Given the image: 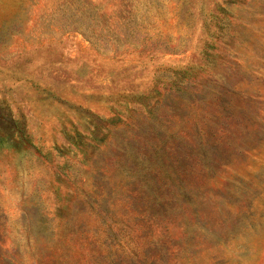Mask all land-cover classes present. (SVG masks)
Returning a JSON list of instances; mask_svg holds the SVG:
<instances>
[{
    "label": "rangeland",
    "instance_id": "374dc122",
    "mask_svg": "<svg viewBox=\"0 0 264 264\" xmlns=\"http://www.w3.org/2000/svg\"><path fill=\"white\" fill-rule=\"evenodd\" d=\"M2 111L0 264H264V0H0Z\"/></svg>",
    "mask_w": 264,
    "mask_h": 264
},
{
    "label": "trees",
    "instance_id": "16d2710c",
    "mask_svg": "<svg viewBox=\"0 0 264 264\" xmlns=\"http://www.w3.org/2000/svg\"><path fill=\"white\" fill-rule=\"evenodd\" d=\"M155 105H156L155 101L154 103L147 105L148 110L152 111ZM3 125L10 128L11 135L16 136V133L18 134L16 138L13 136H12L13 138H11L8 135L3 137L2 138L3 142H7L12 145H17L18 141H20V139L25 136L24 123L18 119H15L9 112H4V111L0 112V129H3Z\"/></svg>",
    "mask_w": 264,
    "mask_h": 264
}]
</instances>
